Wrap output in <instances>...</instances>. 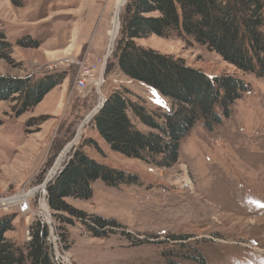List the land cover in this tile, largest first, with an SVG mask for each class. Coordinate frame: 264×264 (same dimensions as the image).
Masks as SVG:
<instances>
[{
	"label": "rangeland",
	"instance_id": "rangeland-1",
	"mask_svg": "<svg viewBox=\"0 0 264 264\" xmlns=\"http://www.w3.org/2000/svg\"><path fill=\"white\" fill-rule=\"evenodd\" d=\"M116 2L0 0V31L11 46L9 60L0 58V79L64 72L61 82L22 114L15 111L14 97L0 102V199L37 188L35 195L25 198L26 212L18 200L0 202V219L10 217L12 225L5 236L22 245L30 239L33 222L45 223L56 264H264V81L190 38L140 39V45L182 58L210 78L231 75L248 87L221 125L213 131L202 126L191 130L170 167L111 151L92 120L82 124L100 94L126 89L130 100L160 115L171 107L169 99L128 80L115 66L99 80ZM22 38L37 41L38 46H19L16 42ZM85 68L91 69L93 81L78 90L75 84ZM71 143L57 170L72 149L81 147L94 160L134 175L137 183L109 187L97 180L91 197L68 200L86 215L113 219L119 226L106 228L107 236L95 237L90 220L74 218L67 225L65 248L54 212L43 197L46 185L44 189L40 185L47 176L52 179L57 172H52L54 163Z\"/></svg>",
	"mask_w": 264,
	"mask_h": 264
},
{
	"label": "trees",
	"instance_id": "trees-1",
	"mask_svg": "<svg viewBox=\"0 0 264 264\" xmlns=\"http://www.w3.org/2000/svg\"><path fill=\"white\" fill-rule=\"evenodd\" d=\"M154 35L190 38L214 52L224 62L264 81V0H126L119 13V29L106 60L104 75L115 66L128 80L141 82L169 99L162 115L129 99L126 89H114L92 117V123L111 151L160 167L174 165L182 140L197 126L213 131L231 116L232 104L247 83L231 75L209 77L182 58L161 53L137 41ZM188 42V41H187ZM22 47L38 42L22 38ZM10 43L0 31V58L9 60ZM111 57V58H110ZM64 72L43 73L32 79H0V102L14 97L18 114L37 105L61 82ZM101 153L93 140L86 141ZM101 180L109 187L136 184V177L94 160L81 147L46 183L45 199L54 212L60 240L68 248L67 225L72 219L90 220L95 237L107 236L106 228L118 227L113 219L86 215L68 200L92 196ZM10 217L0 219V264H56L48 240L49 229L39 220L29 228L30 239L14 244L5 234ZM112 232V231H111Z\"/></svg>",
	"mask_w": 264,
	"mask_h": 264
},
{
	"label": "bare ground",
	"instance_id": "bare-ground-1",
	"mask_svg": "<svg viewBox=\"0 0 264 264\" xmlns=\"http://www.w3.org/2000/svg\"><path fill=\"white\" fill-rule=\"evenodd\" d=\"M124 1H125V0H117L116 4H115V6H114L115 10H114V13H113V16H112V28H111V31H110V33H109V46H108V49H107L108 52H109V51L111 50V48H112L111 45L113 44L114 38H115L116 33H117L118 19H119V11H120L121 6H123ZM108 52H107L106 55L104 56V59H105V57H107ZM100 80H101V79H100ZM99 84H101V83H99ZM101 96H102V94H101ZM101 96H100V100L98 101V104H97L93 109L97 108V106L99 105V103H100V101H101ZM93 109H92V110H93ZM92 110H91V111H92ZM92 116H93V115H92V112L88 113V115L85 117V119H84V121L82 122V124L84 125V124L87 123L89 120H92V119H91ZM81 128H82V127H79V128H78L77 134H76L75 139H74L75 142L79 139V136H80V134H81ZM65 149H66V148H65ZM65 149H63L62 154L59 155V157H58L59 159L56 160V162H55V164H54V168L52 169V172H53V171L55 170V168L59 165V163H60V161H61V159H62V157H63V153H64V150H65ZM65 152H66V150H65ZM58 167H59V166H58ZM49 176H50V175H49ZM183 181H185V180H183ZM180 182H182V181H180ZM178 183H179V182H178ZM177 186H178V184H177ZM36 191H37V188H36V189L33 188V189H31L29 192H27V193H25V194L18 195V196H14V197H10V198H7V199H0V202H7V201H12V200H18L20 203L24 202L25 205H27V207H28V204L26 203L27 200H26L25 198H27V197H29V196H33V195H35ZM40 209H41V211H42V213H43L44 215L47 213L46 203H45V199H44L43 197H41V200H40Z\"/></svg>",
	"mask_w": 264,
	"mask_h": 264
},
{
	"label": "water",
	"instance_id": "water-1",
	"mask_svg": "<svg viewBox=\"0 0 264 264\" xmlns=\"http://www.w3.org/2000/svg\"><path fill=\"white\" fill-rule=\"evenodd\" d=\"M126 1V0H125ZM125 1H124V3H125ZM123 3V4H124ZM118 29H119V19H118V28H117V33H118ZM117 33H116V35H117ZM116 37V36H115ZM114 40H115V38H114ZM113 43H114V41H113ZM111 47L113 48V44L111 45ZM112 48H111V50L108 52V54H107V57L110 55V53L112 52ZM107 57H105V59H104V62H106V59H107ZM103 73H104V64L102 65V69H101V72H100V77H99V80L101 79V81L103 80ZM98 80V81H99ZM98 87H99V84H98ZM97 87V88H98ZM101 95V94H100ZM105 100H106V96H104V95H102L101 96V101H100V103H99V105L97 106V108H95V109H93L91 112H92V115L94 116L96 113H97V111L101 108V106L103 105V103L105 102ZM92 116V117H93ZM71 145H72V143L71 144H69V145H67L64 149L66 150V152H67V149H69L70 147H71ZM65 150H64V153H63V155L65 154ZM62 152H63V150L61 151V153L60 154H62ZM59 154V155H60ZM55 164V163H54ZM58 167V166H57ZM55 168V170L53 171V173H55L56 172V170L58 169V168ZM52 168H54V165H53V167ZM49 179H50V176L48 177H46V179H45V181L43 182V184L42 185H40V186H42L43 187V189L45 188V185H46V183L49 181ZM43 197L45 198V194L43 195ZM20 209L22 210V212H26L27 211V209H28V207H27V205H25V203L24 202H22V203H20Z\"/></svg>",
	"mask_w": 264,
	"mask_h": 264
},
{
	"label": "built area",
	"instance_id": "built-area-1",
	"mask_svg": "<svg viewBox=\"0 0 264 264\" xmlns=\"http://www.w3.org/2000/svg\"><path fill=\"white\" fill-rule=\"evenodd\" d=\"M102 61H104V58H102ZM49 70H52V68H50ZM91 74H92L91 69L85 68V70L82 71L80 78L77 79L76 84H75L78 90H81L86 85L87 82L93 81Z\"/></svg>",
	"mask_w": 264,
	"mask_h": 264
},
{
	"label": "crops",
	"instance_id": "crops-1",
	"mask_svg": "<svg viewBox=\"0 0 264 264\" xmlns=\"http://www.w3.org/2000/svg\"><path fill=\"white\" fill-rule=\"evenodd\" d=\"M111 91H112V90H111ZM111 91H109L108 94H109ZM108 94H107V95H108ZM92 158H93V157H92ZM94 159H95V158H94Z\"/></svg>",
	"mask_w": 264,
	"mask_h": 264
}]
</instances>
